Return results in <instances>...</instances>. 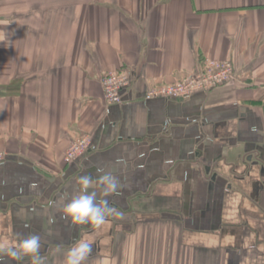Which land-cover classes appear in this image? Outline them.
<instances>
[{"label":"crops","instance_id":"1","mask_svg":"<svg viewBox=\"0 0 264 264\" xmlns=\"http://www.w3.org/2000/svg\"><path fill=\"white\" fill-rule=\"evenodd\" d=\"M0 30V240L38 235L42 264L80 239L84 264H264V0H0ZM205 58L234 79L144 98ZM107 72L130 74L121 104L103 100ZM104 171L123 219L71 223L76 178Z\"/></svg>","mask_w":264,"mask_h":264},{"label":"clouds","instance_id":"2","mask_svg":"<svg viewBox=\"0 0 264 264\" xmlns=\"http://www.w3.org/2000/svg\"><path fill=\"white\" fill-rule=\"evenodd\" d=\"M9 41L7 32L0 30V43ZM78 186L77 195L73 196L62 208V213L70 219L71 223L90 224L100 228L109 217L123 219L124 213L111 206L109 196L115 194L120 188V182L111 171H104L93 178L81 175L76 178ZM92 242L80 239L67 251L64 264H84L92 253ZM41 238L32 234L27 237L14 235L11 240H0V257L20 261L24 257H31V264H42L40 255Z\"/></svg>","mask_w":264,"mask_h":264},{"label":"built area","instance_id":"3","mask_svg":"<svg viewBox=\"0 0 264 264\" xmlns=\"http://www.w3.org/2000/svg\"><path fill=\"white\" fill-rule=\"evenodd\" d=\"M234 67L229 61L205 58L200 70L185 76L181 81L165 87L151 89L145 93V99L156 97L176 99L188 97L197 92H210L234 79ZM130 74L126 72H107L100 77L103 100L107 105L122 103V93L129 86ZM91 146L89 135H81L69 144L64 160L72 163ZM6 154L0 152V164L5 160Z\"/></svg>","mask_w":264,"mask_h":264},{"label":"water","instance_id":"4","mask_svg":"<svg viewBox=\"0 0 264 264\" xmlns=\"http://www.w3.org/2000/svg\"><path fill=\"white\" fill-rule=\"evenodd\" d=\"M249 160H251V158H250V157L248 158V161H249Z\"/></svg>","mask_w":264,"mask_h":264}]
</instances>
